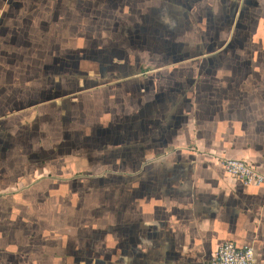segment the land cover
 <instances>
[{
	"label": "crops",
	"instance_id": "1",
	"mask_svg": "<svg viewBox=\"0 0 264 264\" xmlns=\"http://www.w3.org/2000/svg\"><path fill=\"white\" fill-rule=\"evenodd\" d=\"M76 60L93 70L82 117L108 200L48 165L52 136L20 131L35 112L16 117L59 120L47 108ZM4 119L0 264H205L228 241L264 264V183L218 159L264 172V0H0ZM114 147L124 163L99 165Z\"/></svg>",
	"mask_w": 264,
	"mask_h": 264
},
{
	"label": "rangeland",
	"instance_id": "2",
	"mask_svg": "<svg viewBox=\"0 0 264 264\" xmlns=\"http://www.w3.org/2000/svg\"><path fill=\"white\" fill-rule=\"evenodd\" d=\"M91 14V12L84 13L85 21L87 17L88 23L92 20ZM81 30H83V28H81ZM86 55L91 57V53L89 52H87ZM86 63L87 62L83 60L71 61V64H69L70 68L68 70L69 75H67L68 79L65 81V88L71 92L66 96L63 95L62 97H59L58 103H53L47 108L48 114L53 108L54 113H56L55 115L59 117V120L56 121V119L53 117L52 119L48 116L46 117V108H42L39 105L29 109V111L26 113H22V111L16 113V117L17 115L20 118L25 115L32 116L35 112V114L40 117V120L36 121L35 123L33 122L28 125H23L20 131L23 133H30L31 137H45L44 135L52 136L51 144L54 152H51V149L49 150V153L51 155L53 154V159L48 165L53 168V171H58L60 170L59 163H61V161L62 163L68 164L65 168L66 172L63 168H61V170H63V173L69 174L70 177H84L79 178L78 182L75 183H83V186L87 187L86 192L88 194H86V196L90 195L91 197V192L93 191L94 195L107 196L108 200V171H105V176L103 178L95 179L92 176L93 171L91 170L92 166L94 165V134L98 132L94 133L95 129L92 124L87 125L82 117L83 113L86 116L87 114L93 112L92 104L96 95V91L94 90V87H92L94 78L90 75L91 71H93L92 66H89L90 64ZM75 69H78L79 71H85L88 73V75L84 78L81 76H76ZM124 85L125 82H122L114 85L113 87L115 91H117V89L123 90ZM116 101H118V99ZM7 122V119L1 120L0 127L2 128L5 126ZM57 122H60L61 126H58ZM99 136L101 135H98V137ZM103 142L101 141V144H103ZM98 159L99 160L97 163L99 165L124 163L123 154H120L116 147H114L112 152L110 151L109 154L104 153L102 156H99ZM72 167H77V170L79 171L72 170ZM86 176L91 177L86 179ZM102 185L104 186L103 188ZM98 186H100L101 189L96 188ZM36 209L40 211L44 210V207L37 205Z\"/></svg>",
	"mask_w": 264,
	"mask_h": 264
},
{
	"label": "built area",
	"instance_id": "3",
	"mask_svg": "<svg viewBox=\"0 0 264 264\" xmlns=\"http://www.w3.org/2000/svg\"><path fill=\"white\" fill-rule=\"evenodd\" d=\"M225 171L241 179L245 184L264 183V172H260L242 159L219 156ZM205 264H253V249L250 246L238 247L233 242H224Z\"/></svg>",
	"mask_w": 264,
	"mask_h": 264
}]
</instances>
